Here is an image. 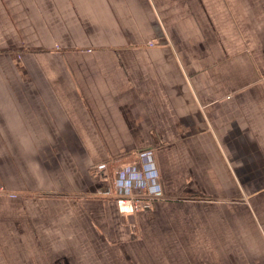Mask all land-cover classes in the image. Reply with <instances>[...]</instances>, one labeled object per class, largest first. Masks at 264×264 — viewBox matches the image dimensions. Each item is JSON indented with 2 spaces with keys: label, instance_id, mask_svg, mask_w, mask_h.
I'll return each instance as SVG.
<instances>
[{
  "label": "crops",
  "instance_id": "obj_1",
  "mask_svg": "<svg viewBox=\"0 0 264 264\" xmlns=\"http://www.w3.org/2000/svg\"><path fill=\"white\" fill-rule=\"evenodd\" d=\"M152 262L264 264V0H0V264Z\"/></svg>",
  "mask_w": 264,
  "mask_h": 264
},
{
  "label": "rangeland",
  "instance_id": "obj_2",
  "mask_svg": "<svg viewBox=\"0 0 264 264\" xmlns=\"http://www.w3.org/2000/svg\"><path fill=\"white\" fill-rule=\"evenodd\" d=\"M104 152V151H102ZM103 161V160H102ZM101 161V162H102ZM108 164L107 165H98L97 166V170L100 171V173L102 174H106L108 176H112V172L114 171L113 169V165L115 164L114 162L112 163L110 160L106 161ZM93 166L95 164H92ZM91 165L90 168H93V166ZM96 168V166H95ZM113 169V170H112ZM102 171V172H101ZM104 180L106 181V179L104 178ZM126 187V186H125ZM127 197H131L129 199L132 200V202H140L141 203V206H140V203L138 202L139 204V207L138 208H135L136 206L133 205V210L131 211H125V210H122L123 208L119 207V199L117 200V203H118V207H117V211H119L118 213L120 214H127V213H135L132 215V218L131 220H141V221H144V222H167V221H170V219L172 217H174L175 219H180V220H183L184 222L186 221H195V222H198V221H202L201 219L204 218V220H206L207 218H210V215L208 216V214H202V212L200 213H191V212H187L183 206H181V204L184 202V199H174V198H167V199H164L165 202L169 203L167 205V207L164 209V211H161V209H159V211H153L152 209H150V207H144V203L143 201L140 199V198H137L135 197V195H130V196H127ZM79 197H75L74 199H77ZM124 198V197H122ZM136 200V201H135ZM129 204V202H128ZM162 206V205H161ZM171 207H173V210H171ZM176 209L178 210V214H175L174 213L176 212ZM130 210V208L128 209ZM171 211H173V213H171ZM123 212V213H122ZM110 215L109 218L112 220V221H118L119 218L117 217L116 215V211H112L110 210ZM229 221L233 222V220L231 219L232 218V215L230 214H226ZM242 215H244V212H242ZM241 215V216H242ZM116 216V218H114ZM248 220L246 222H249L250 221V218L249 216H247ZM219 219V215L216 214L215 212H213V215H211V220L214 221V220H218ZM99 220H102L99 219ZM244 222V223H246ZM238 223H240V221H238ZM152 233H155V231H151ZM167 232V231H165ZM201 236V235H200ZM152 264H155L154 262H152Z\"/></svg>",
  "mask_w": 264,
  "mask_h": 264
},
{
  "label": "built area",
  "instance_id": "obj_3",
  "mask_svg": "<svg viewBox=\"0 0 264 264\" xmlns=\"http://www.w3.org/2000/svg\"><path fill=\"white\" fill-rule=\"evenodd\" d=\"M129 198H131V197H124V198L119 199V207L123 208L122 210L131 211V210H133V205L136 206L135 208L139 207V204H138L139 201L138 202H132V200ZM128 202H129V204H128ZM140 206H141V203H140ZM143 206L144 207H150V204H144ZM129 208H130V210H128Z\"/></svg>",
  "mask_w": 264,
  "mask_h": 264
}]
</instances>
